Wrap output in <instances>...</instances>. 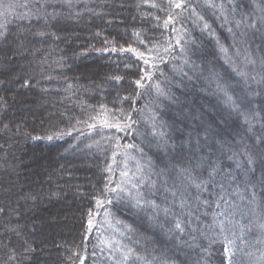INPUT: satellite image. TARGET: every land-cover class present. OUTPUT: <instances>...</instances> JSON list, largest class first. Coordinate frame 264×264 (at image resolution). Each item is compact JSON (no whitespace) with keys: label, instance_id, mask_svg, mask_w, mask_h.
Masks as SVG:
<instances>
[{"label":"trees","instance_id":"16d2710c","mask_svg":"<svg viewBox=\"0 0 264 264\" xmlns=\"http://www.w3.org/2000/svg\"><path fill=\"white\" fill-rule=\"evenodd\" d=\"M262 225L264 0H0V264H264Z\"/></svg>","mask_w":264,"mask_h":264},{"label":"snow or ice","instance_id":"6c2138e0","mask_svg":"<svg viewBox=\"0 0 264 264\" xmlns=\"http://www.w3.org/2000/svg\"><path fill=\"white\" fill-rule=\"evenodd\" d=\"M175 6H176L177 8L180 7L179 4H177V5H175ZM169 20H171V18H169ZM205 27H207V25H206ZM178 43H179V42H178ZM113 50L115 51V49H113ZM129 51H132V50L129 49ZM222 51H226V50H225V49H222ZM140 55H143V54H140ZM144 62H145L146 64L148 63L147 60H145ZM145 75L148 76L149 79H151L150 75H148V74H145ZM240 75H241V76H244L245 74H244V73H240ZM136 83H137L138 86L142 87V85L140 84V81H137ZM157 91L160 92L161 95H163V92L160 91L158 85H157ZM227 100H228L230 103H234V102H232L231 97H227ZM236 107L238 108V106H236ZM103 126H104V127H107V128H116L117 131H125L126 129H128V128L131 127L130 124H125L124 127H121L119 123H109L107 120L104 121ZM91 127H94V125H91ZM48 139H51V137H49ZM197 146H199L198 141H197ZM129 147H131V145H129ZM214 171H215V170H213V172H214ZM125 175H126V173H125ZM210 175H211V173H210ZM196 187H199V185H196ZM112 191L115 192L116 189H112ZM117 195H119V193H117ZM108 202L111 203V201H108ZM98 203H99V202H98ZM181 203H183V201H182ZM153 206H154V205H153ZM89 223H90V225H91V221H90ZM262 227H264V225H262ZM176 228H178V229L180 228V224H179V223L176 224ZM181 230H182V229H181ZM225 253H226V254H229V249H228L227 247H225Z\"/></svg>","mask_w":264,"mask_h":264},{"label":"rangeland","instance_id":"374dc122","mask_svg":"<svg viewBox=\"0 0 264 264\" xmlns=\"http://www.w3.org/2000/svg\"><path fill=\"white\" fill-rule=\"evenodd\" d=\"M205 1V0H204ZM223 13H221V15H222ZM219 15H220V13H219ZM218 17H220L221 18V16H218ZM200 26H202V27H204V24H203V22H202V20H201V18H200ZM126 163H127V160H126Z\"/></svg>","mask_w":264,"mask_h":264}]
</instances>
